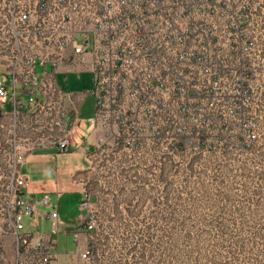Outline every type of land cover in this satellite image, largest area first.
Returning <instances> with one entry per match:
<instances>
[{
  "label": "built area",
  "instance_id": "1",
  "mask_svg": "<svg viewBox=\"0 0 264 264\" xmlns=\"http://www.w3.org/2000/svg\"><path fill=\"white\" fill-rule=\"evenodd\" d=\"M190 10L182 0H0V220L14 232L12 258L2 264H95L90 215L82 216L66 259L51 235L24 231L34 210L23 192L25 155L43 146L65 151L77 136L83 95L74 99L57 73L91 74L99 153L146 140L178 149L187 123H211L207 110L228 102L233 82L242 91L243 60L234 63ZM89 199L83 190L81 210Z\"/></svg>",
  "mask_w": 264,
  "mask_h": 264
},
{
  "label": "rangeland",
  "instance_id": "2",
  "mask_svg": "<svg viewBox=\"0 0 264 264\" xmlns=\"http://www.w3.org/2000/svg\"><path fill=\"white\" fill-rule=\"evenodd\" d=\"M182 3L191 7V18L206 32L220 38L234 63L243 60L242 91L237 93L233 82L228 102L207 110L211 123H187V136L176 140L181 149L168 152L161 144L166 140H146L128 151L99 153L97 143L92 152L86 151L91 169L82 178L90 199L83 215L92 216L95 223L88 233L95 264H135L133 252L142 255L140 264H185L188 253L191 259L197 253L223 255L238 237L237 224L242 226L241 236L255 233L245 256H256L257 264H264V0ZM249 65L251 80L246 74ZM55 79L74 99L83 95L76 149L92 132L91 74L71 71L57 73ZM236 108L239 113L232 114ZM251 142L248 149L238 147ZM185 222L189 235L184 237ZM223 225L228 236L221 233ZM136 238L139 247L134 245ZM13 241L14 232L0 220V264L12 258ZM75 249L70 233L66 250ZM122 254L127 259L119 261Z\"/></svg>",
  "mask_w": 264,
  "mask_h": 264
},
{
  "label": "crops",
  "instance_id": "3",
  "mask_svg": "<svg viewBox=\"0 0 264 264\" xmlns=\"http://www.w3.org/2000/svg\"><path fill=\"white\" fill-rule=\"evenodd\" d=\"M100 136L101 131L92 128L91 134L83 137L82 145L76 149L73 148L75 140L65 151L43 146L27 153L21 164L25 178L24 198L34 206L33 212L23 218L24 231L51 235L62 259H66V252H70L66 250L67 237L78 230L83 216L80 208L84 184L82 173L91 169L90 148ZM44 196L47 203L42 201ZM52 211L57 213L54 219L48 217ZM54 227L55 233L52 232Z\"/></svg>",
  "mask_w": 264,
  "mask_h": 264
},
{
  "label": "trees",
  "instance_id": "4",
  "mask_svg": "<svg viewBox=\"0 0 264 264\" xmlns=\"http://www.w3.org/2000/svg\"><path fill=\"white\" fill-rule=\"evenodd\" d=\"M247 77L251 80L254 78L253 76V70L252 68H250V65L248 66V69L246 71ZM201 140L203 139L204 136H200ZM254 142H251L249 145H245V144H241L238 145V147L243 148V149H248L250 146H252ZM228 145L222 144L221 149L223 151L227 150ZM182 146L180 145L178 147V149H181ZM199 148L202 149L203 148V143L199 142ZM215 150V149H214ZM95 152V151H93ZM142 188V187H139ZM185 226V236H188L189 233L186 235V233L189 231V229H187V225L186 222L184 223ZM235 227L237 228V238L234 240H231V247L229 246L228 251H225V253L222 255L220 252H216L214 255H209V254H205V253H197L196 257H193V259H191V254H187L185 261V264H257V259L256 256H251L248 257L247 253L245 256V250L248 248H251L252 246V239H253V233L252 232L249 236L243 237L241 236L240 231L242 230V226L241 225H236ZM220 230V229H219ZM227 227L226 225H223L221 233L222 234H227ZM255 234V233H254ZM228 236V234L226 235ZM157 241V240H156ZM135 247H139V245L141 244L140 239L136 238L135 240H133ZM156 247L159 246L160 243L155 242ZM168 248V247H167ZM170 248V247H169ZM234 248V249H232ZM133 249V248H132ZM130 250L129 252L132 253L134 250ZM235 250V251H233ZM134 254V255H133ZM237 254V255H235ZM132 257L134 258V262L135 264H140V262L142 261V255L141 256H136V254L133 252L132 253ZM127 259V255L122 254L119 257V261Z\"/></svg>",
  "mask_w": 264,
  "mask_h": 264
},
{
  "label": "water",
  "instance_id": "5",
  "mask_svg": "<svg viewBox=\"0 0 264 264\" xmlns=\"http://www.w3.org/2000/svg\"><path fill=\"white\" fill-rule=\"evenodd\" d=\"M90 150H93V148H90Z\"/></svg>",
  "mask_w": 264,
  "mask_h": 264
}]
</instances>
